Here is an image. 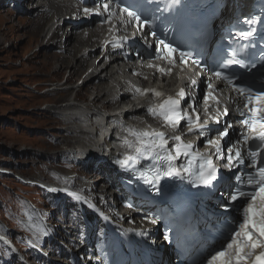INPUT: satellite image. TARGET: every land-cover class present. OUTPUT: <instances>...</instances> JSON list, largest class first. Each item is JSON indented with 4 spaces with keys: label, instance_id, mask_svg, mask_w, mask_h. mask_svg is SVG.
Instances as JSON below:
<instances>
[{
    "label": "bare ground",
    "instance_id": "obj_1",
    "mask_svg": "<svg viewBox=\"0 0 264 264\" xmlns=\"http://www.w3.org/2000/svg\"><path fill=\"white\" fill-rule=\"evenodd\" d=\"M37 1L27 0L29 4H33V6H29V9H33V11L45 9L40 12L35 20H31L33 30L28 33L31 35L29 45L44 46V42L48 40L47 45L53 46L57 50V53L43 54L44 60L41 62L40 68L35 70V73L44 75L43 78H39L35 82L37 90L47 88L42 96L57 95L48 98L47 103H45L46 106L41 107L39 112L51 117L52 120L49 123L52 126L50 128H60V131L52 133L50 137L54 138H47L48 143L56 149L52 151L44 149L43 152L32 153L38 158L44 156L46 159L57 160L56 165L59 167L66 166V162L61 160V157H65L70 160L69 162H76L84 167L90 166L92 167L90 170H92L94 164L103 157L102 154L106 153L105 149L108 146L104 141L105 128L103 125L105 120L110 119L112 124L120 122V118L115 117L108 110L112 107L120 109V105L126 103L132 95L138 96L136 99L139 101L144 100L149 95L151 97L150 103H157L174 93L176 82L171 77L154 82V78L152 79L148 70L134 66V64L129 66L132 75L120 73L115 63L120 62L121 55L118 53L111 54L110 47H107L106 50H100L104 43L101 41L104 38V33L90 31L85 25L82 26V31H84L77 34L74 29L68 30L61 26L63 21L67 24L71 22L70 16L76 12L75 7L62 2H45L43 0L34 5ZM49 13V21L46 27L40 30L41 22ZM0 22L3 20L1 19ZM13 27H8V30H12ZM86 31L88 33L82 35ZM34 56H39V54L34 53L30 58ZM76 80H83V82L70 85ZM137 89L141 91L155 89L161 95L156 97L152 92L141 95ZM70 92H76V98L64 99L65 93ZM131 114L138 113L131 112ZM49 123L45 122V124ZM135 124L138 125V121H135ZM42 160L43 158L34 161L26 160L21 161V163H43ZM98 168L104 169V165L101 163ZM50 174L53 176L52 180L58 179L62 182L53 181L56 184L64 183L65 186L76 184L79 191L88 193L92 198H97L99 203L109 202V197L113 195V192H110L111 187L106 181L107 178L98 175L93 170L88 173L77 171V175L66 173L64 175L58 171H51ZM120 210L123 214L131 213L130 210ZM50 222L57 230L60 240L67 245L71 239L66 232L68 231L67 228L71 226L55 220ZM26 225L31 233L36 235L35 237L44 238L45 231L37 217L27 221ZM64 261L67 262L62 260V262Z\"/></svg>",
    "mask_w": 264,
    "mask_h": 264
},
{
    "label": "snow or ice",
    "instance_id": "obj_2",
    "mask_svg": "<svg viewBox=\"0 0 264 264\" xmlns=\"http://www.w3.org/2000/svg\"><path fill=\"white\" fill-rule=\"evenodd\" d=\"M111 3L112 0L103 3L98 2L95 8H85L84 13L87 15L94 11L98 12L102 7L105 12H108V19L110 20L116 14L114 10H110ZM172 3L174 5L180 4L181 0H172ZM117 6L119 7V4ZM120 11L127 13V16L134 20L139 28L151 27L152 21L147 17L142 18L136 11H129L126 7L120 8ZM252 22L249 21V23ZM251 34V31L240 33L244 39H247ZM148 35L155 37L157 34L155 31H151L145 33V37ZM157 43L159 45L157 48L158 59L167 60L170 65H175L177 59L183 65H187L189 60L194 65H200L198 59H192L191 52L180 50L178 46L165 43L163 39H159ZM112 46L115 48L121 45L113 43ZM231 64H241L243 66L241 61L228 57L223 62L214 65L209 71L217 80L226 81L231 86L232 91L237 93L243 101L242 109L237 108L240 115L244 117L241 122L247 129V132L242 136V140L245 145H248L250 140L253 141V146L249 147L247 151L248 163L246 164L245 156L239 147H228L225 156L221 140L229 136L228 128L231 127L230 125H226L223 130H219L217 138L206 140L207 146L209 149L214 150L217 159H226L227 162L224 167L231 169L237 165L244 166V176H235L238 183L234 187L230 185L226 189V196L225 192L220 193L223 199L222 206L225 209H235L239 215L221 233L223 239L219 246L209 252L201 264H264V154L259 151L260 148L264 147V86L253 90V86L247 84L242 76L236 77L235 74H225L222 70ZM252 66L255 67L254 64ZM148 67L156 68L166 75L172 72L171 67L165 69L152 64H149ZM190 82L192 85L196 84L195 79ZM208 88L213 89V85L209 83ZM137 92H140L141 95L152 92L156 97L161 95L155 89H145L143 91L137 89ZM184 97L185 91L181 88L175 97L168 96L162 103L149 108L148 111L153 116L160 117L167 126L173 129L179 127L180 121L184 117H188L187 131L191 133L200 129L202 125L200 124L199 115H196L193 119L188 116L187 112L182 111L181 100ZM209 98L219 104L217 98L212 95V91H209L205 101L207 102ZM223 114L228 115L227 107L223 109ZM200 134L204 135V132L201 131ZM133 135L139 145L135 147L134 154L125 155L123 159L115 162L122 168H130L136 171V165L141 159L151 160L152 165L149 166L148 171L152 172V175L149 176L145 171H140L139 175L144 183L152 186L154 191H160L158 186L162 177L180 176L182 172L187 173L188 182L193 187L215 188L214 182H218L217 173L219 169L214 163L212 151L193 152L191 142H186L181 135H172L171 139L175 141L173 153L169 150V141L163 132L155 130L134 131ZM182 155L190 157V159L186 164L177 166L175 161ZM162 163L166 164L165 168H161ZM50 191H55V189H50ZM76 199H80V197L76 196ZM152 222L155 223V221ZM140 234L143 235V233ZM164 238L167 240V235Z\"/></svg>",
    "mask_w": 264,
    "mask_h": 264
},
{
    "label": "rangeland",
    "instance_id": "obj_3",
    "mask_svg": "<svg viewBox=\"0 0 264 264\" xmlns=\"http://www.w3.org/2000/svg\"><path fill=\"white\" fill-rule=\"evenodd\" d=\"M30 5L33 6V4ZM1 19L3 22H0V168H9L31 178L39 175L48 182H51L53 178L50 174L51 171L73 175H77V171L88 173L87 169L80 166L59 167L56 165L57 160L46 159L44 156L41 157L43 163H21V161L41 159L33 155L32 152L56 149L48 143L47 138H54L50 136L52 133L60 131V128H50L52 126L49 123L52 120L51 117L40 114L39 109L46 106L48 98L57 95L42 96L47 90L45 88L37 90L35 82L39 78H43L44 75L35 73V70L40 68L41 62L44 60L43 54L57 53V50L53 46L47 45L48 40L44 42V46L29 45L31 35L28 33L33 30L31 20H35L36 17L20 15L12 7H0ZM48 21L49 19L41 22L40 30L46 27ZM11 26H14L13 29L8 30V27ZM34 53H38L39 56L30 58ZM82 82L83 80H76L70 85ZM71 95L73 96L72 92L65 93L64 99L71 98ZM45 122L49 124H45ZM61 160L63 162L70 161L65 157H61ZM16 192L35 200L44 211L50 212L52 215L50 201H47V198L40 194L38 189L20 185L11 177L0 176V198L4 197V199L10 200L9 206L15 211L21 212L20 202L13 194ZM92 193L94 192L92 191ZM6 217L8 220L4 217L1 218L7 222L10 228L9 233L16 237L20 234L21 226L16 225L15 217L9 218L8 215ZM0 231L4 232L1 223ZM33 236L36 235L33 234Z\"/></svg>",
    "mask_w": 264,
    "mask_h": 264
}]
</instances>
